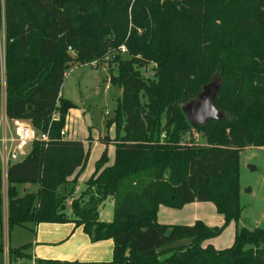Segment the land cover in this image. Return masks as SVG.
Masks as SVG:
<instances>
[{"label": "trees", "instance_id": "trees-1", "mask_svg": "<svg viewBox=\"0 0 264 264\" xmlns=\"http://www.w3.org/2000/svg\"><path fill=\"white\" fill-rule=\"evenodd\" d=\"M0 29V108L4 90L8 120L36 132L50 127V142H33L7 169L9 231L73 223L92 243L113 241L110 262L73 264H264V229L241 228L223 250L202 246L241 221L239 156L264 149V0H0ZM105 60L118 70L107 81L121 97L105 124L114 137L98 142L114 146V161L107 166L104 149L74 198L89 152L59 136L75 108L61 88L72 67ZM151 65L146 79L140 70ZM212 81L219 83L214 105L226 117L191 126L181 107ZM25 184L38 189L19 196ZM1 189L0 163V223ZM107 199L110 222L99 219ZM194 202L213 204L223 224L157 222L160 206ZM182 240L189 244L176 245ZM28 248H9V259L29 260Z\"/></svg>", "mask_w": 264, "mask_h": 264}, {"label": "rangeland", "instance_id": "rangeland-1", "mask_svg": "<svg viewBox=\"0 0 264 264\" xmlns=\"http://www.w3.org/2000/svg\"><path fill=\"white\" fill-rule=\"evenodd\" d=\"M4 32L0 29V65L3 70L4 61ZM122 58L127 57L122 54ZM153 66L140 70V74L146 79L153 78ZM118 72L114 64L108 60L91 65L75 66L66 72L65 80L61 88V95L71 100L75 108L70 112L66 119L64 131L68 133V140L80 141L84 143L88 158L83 173L90 171L94 157H100L104 149L97 143L98 137H105L111 131V138L114 137V127L106 129L107 120L114 117L116 102L121 97V90L108 83L109 74L116 75ZM2 74V73H1ZM27 123V122H26ZM29 124V123H27ZM109 136V135H108ZM109 136V137H110ZM195 140L203 143L200 136L194 135ZM30 150V149H29ZM29 152V151H28ZM115 149L109 148L110 155H114ZM255 153L256 156L252 154ZM23 159V158H21ZM240 204L243 209L244 217H247L246 228L264 229V152L259 148H250L243 151L240 156ZM32 188V187H31ZM249 189V191H247ZM19 196L22 195V188H17ZM69 190L60 194H65ZM78 191L74 188L72 197ZM78 194V193H77ZM4 200V190L2 191ZM113 201L107 199L99 208V219L102 221L112 220ZM69 207L65 213L69 214ZM106 213L109 215L106 217ZM34 240V235L27 229L20 227L13 228L8 233L3 217L0 223V245L3 247L17 246ZM181 245L189 244L188 240L178 241ZM23 246V245H21ZM20 247V246H19ZM53 247V246H51ZM17 248V247H15ZM55 248V247H54ZM24 254H28L26 251ZM41 258V257H39ZM33 258L29 260L21 258H10V264H31ZM35 260V264H36ZM7 264V261L6 263Z\"/></svg>", "mask_w": 264, "mask_h": 264}, {"label": "crops", "instance_id": "crops-1", "mask_svg": "<svg viewBox=\"0 0 264 264\" xmlns=\"http://www.w3.org/2000/svg\"><path fill=\"white\" fill-rule=\"evenodd\" d=\"M3 56H4V52H3ZM1 73L3 77L4 68ZM61 97L64 98L63 95H61ZM72 110L74 109L69 110L67 117L69 116L70 112H72ZM10 128H11V121L7 119L5 114V93L3 90L1 96V108H0V140L4 137L10 136ZM108 135L109 136L111 135V131H109ZM99 138H101V136L98 137V139ZM66 139L68 140L67 132H66ZM98 139H97V143L103 149L107 150V158H108L107 166H110L113 164L114 155L113 154L110 155L109 148L111 147L114 148V146L108 145L106 147L100 144L98 142ZM246 150L249 149H245L244 151ZM261 150L264 152V149ZM242 152L240 153V156ZM252 155L256 156L255 153H253ZM240 156H239V162H240ZM94 158L95 159L93 160V164L91 166L90 171H87L85 173L82 172L76 179L75 189L78 191L77 192L78 194L84 189L85 182L90 178V176L94 172L95 162L99 159V157H94ZM6 173L2 174L1 198L3 197L2 191L4 190V200L2 198L1 214L3 217V221L6 225V229H8L7 226L8 199H7ZM73 177L69 179V182H71ZM239 181H240V165H239ZM17 187L22 188L23 193L21 196H23L26 193H34L38 189L37 185H31V184L20 185ZM71 187L72 185L67 184L66 186L61 187L59 189V193H61L62 190L63 192L66 191V188L68 191ZM77 193L76 196H78ZM76 196H74V198ZM108 216L109 215L106 213V217ZM242 218H244L245 221L247 222L248 219L247 217H244L243 209H242ZM197 221H201L207 227L213 228V227H219L223 224V217L217 214L215 207L211 203L194 202L183 206V208H181L180 210H173L160 206L157 212V222L161 225L192 226ZM104 222H110V221L106 220ZM243 227L246 226H244L241 222H239L238 224L231 222L218 237L205 241L202 244V246L205 247L207 245H210L215 250H223L229 248L234 241L235 233ZM23 229L24 230L27 229L28 231H30V233L34 235V240L32 241V243L31 244L30 242L26 243L29 245V248L26 252L34 260L53 261L62 264H73L74 262L108 263L112 260V251H113L112 240H105L97 243H92L89 237L83 232L82 227H76L73 223L38 224V225L30 224L24 227ZM8 233H10L9 230ZM21 245L13 246L12 248L19 247ZM0 246H1L0 263L5 264L7 261V264H10L8 249L11 248V246L8 247H3L2 245Z\"/></svg>", "mask_w": 264, "mask_h": 264}, {"label": "built area", "instance_id": "built-area-1", "mask_svg": "<svg viewBox=\"0 0 264 264\" xmlns=\"http://www.w3.org/2000/svg\"><path fill=\"white\" fill-rule=\"evenodd\" d=\"M121 53H125V48H120ZM93 64V63H92ZM57 119V115L52 116V120ZM49 128L45 132H36L29 124L24 121H11L10 136L0 140V163L2 174L6 173L11 164L22 161L33 142H50ZM60 138H66V132L63 130L59 133ZM23 158V159H21ZM35 264V260L31 261Z\"/></svg>", "mask_w": 264, "mask_h": 264}, {"label": "water", "instance_id": "water-1", "mask_svg": "<svg viewBox=\"0 0 264 264\" xmlns=\"http://www.w3.org/2000/svg\"><path fill=\"white\" fill-rule=\"evenodd\" d=\"M219 92V83L212 81L202 87L201 92L192 100L181 107V111L189 125H202L206 121H218L226 115L222 114L214 105V100ZM244 226V218L240 221Z\"/></svg>", "mask_w": 264, "mask_h": 264}]
</instances>
